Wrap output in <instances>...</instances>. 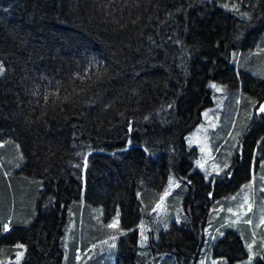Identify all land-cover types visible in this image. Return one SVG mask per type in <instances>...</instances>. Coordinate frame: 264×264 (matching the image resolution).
<instances>
[{"label":"trees","instance_id":"obj_1","mask_svg":"<svg viewBox=\"0 0 264 264\" xmlns=\"http://www.w3.org/2000/svg\"><path fill=\"white\" fill-rule=\"evenodd\" d=\"M263 41L264 0H0L6 253L21 240L22 264H61L69 212L81 214L83 195L104 222L119 215L126 243L118 264H203L209 224V234L218 233L208 248L214 257L246 260L248 233L210 216L264 164V115L256 113L222 175L195 166L198 150L186 137L213 105L211 81L237 87L241 77L243 89L264 100V80L239 66ZM165 191L174 220L161 225L160 242L151 233V245H140L142 225H159ZM15 201L24 220L11 219L7 231ZM99 239L76 238L70 264Z\"/></svg>","mask_w":264,"mask_h":264},{"label":"rangeland","instance_id":"obj_2","mask_svg":"<svg viewBox=\"0 0 264 264\" xmlns=\"http://www.w3.org/2000/svg\"><path fill=\"white\" fill-rule=\"evenodd\" d=\"M260 43H258L256 49L248 51L241 63L238 64L240 69H243L245 73L259 80H264V41L263 44ZM236 57L239 60V55H236ZM0 66L3 67L4 72V66L1 61ZM3 72L0 73V76ZM252 82L248 81L250 87L254 86ZM243 84L244 79L241 77L237 87L211 81L209 87L212 90L213 105L203 111L201 123L186 137L187 145L189 147H196L198 150L195 166L207 177L222 175L229 168L238 150L240 139L256 115L259 98L245 91ZM260 94H264V90ZM6 174V177L9 178L8 173ZM175 182H177V178L172 176L168 184L169 186H173ZM186 186L187 189L189 184ZM263 191L264 164L256 173H252V179L249 182L245 183L238 191L230 194L226 200L224 199L225 201H222L216 207V211L212 213L213 215L211 214L210 216L212 221H216L217 217H221L222 212V216L233 222L231 223L233 229L244 228L246 230L249 235L247 243L249 257L240 262L242 264H253L258 257L264 255ZM169 193L159 200V207L154 216V222L159 225L152 227L147 222L142 225L139 232L140 245H151V233H153L152 237L154 241L160 242L161 225H167L166 227H168V224L174 220H171L170 217V207L173 202L167 199ZM82 202V212L80 215L74 209L69 212L62 241L65 253L61 264H70L72 261L71 249L76 238L80 242H83L92 240L98 236L100 239L92 245V249H80L76 252L75 264H118V255L124 243H126V240L120 241L118 238L123 233L120 229L119 215H116L111 222L106 223L102 220L103 212L100 207L85 205L83 195ZM182 207L183 205H181V210H183ZM181 210L177 209L176 214L179 215ZM23 211L22 206L19 205V201L18 203L15 201L10 211V220L6 223L7 231L12 228L11 219H14L16 223L24 220ZM109 225L115 226L110 227ZM210 225L206 228L208 244L207 250L201 260L203 264H208L207 261L211 258V260L217 259L214 257L215 252L213 248L210 251L208 249L209 244L216 241L218 234L216 236L213 233L209 234ZM105 231H109L110 235L104 234ZM11 237L12 239L16 238V234ZM8 244V241L5 240L0 242V254L4 251L5 253L7 252L8 248L6 249L5 247ZM21 245L23 247H20ZM14 246L15 249L12 250V255L6 253L4 260L0 264H22L27 246L21 240L15 241ZM235 252L237 255H241L242 253L239 248H236ZM167 255L171 257L172 253L168 252L164 254V256Z\"/></svg>","mask_w":264,"mask_h":264},{"label":"crops","instance_id":"obj_3","mask_svg":"<svg viewBox=\"0 0 264 264\" xmlns=\"http://www.w3.org/2000/svg\"><path fill=\"white\" fill-rule=\"evenodd\" d=\"M226 200V199H225ZM225 200H223V201H225ZM226 210V209H225ZM224 210V211H225ZM223 215V213L221 212V217H217L216 219L217 220H220V218H223L224 220L226 219V221H225V223H228V224H231V223H233L232 221H230V220H227L228 218H225L224 216H222ZM215 217H216V215H215ZM5 230H7L6 228H5ZM238 231H241V232H243V231H246L244 228H241V229H238ZM215 234V233H214ZM217 234V233H216ZM216 234H215V236H216ZM214 262L215 263H217V264H226V259L224 258V257H219V258H217V259H215L214 260ZM240 264H242V263H240Z\"/></svg>","mask_w":264,"mask_h":264},{"label":"snow or ice","instance_id":"obj_4","mask_svg":"<svg viewBox=\"0 0 264 264\" xmlns=\"http://www.w3.org/2000/svg\"><path fill=\"white\" fill-rule=\"evenodd\" d=\"M2 72H3V67L0 66V73H2ZM213 87H214V85H213ZM259 112L264 113V105L259 106ZM165 195H167V191H165ZM161 199H163V197H161ZM109 226L114 227L115 225H109ZM5 228H7L6 225H5ZM20 247H23V245H21Z\"/></svg>","mask_w":264,"mask_h":264},{"label":"water","instance_id":"obj_5","mask_svg":"<svg viewBox=\"0 0 264 264\" xmlns=\"http://www.w3.org/2000/svg\"><path fill=\"white\" fill-rule=\"evenodd\" d=\"M260 105H264V100L261 101V102L258 104V107H257L256 113H257L258 115H264V113L259 112V106H260Z\"/></svg>","mask_w":264,"mask_h":264}]
</instances>
